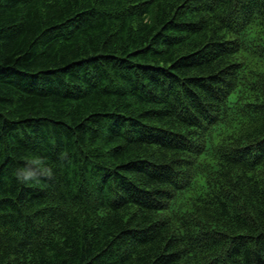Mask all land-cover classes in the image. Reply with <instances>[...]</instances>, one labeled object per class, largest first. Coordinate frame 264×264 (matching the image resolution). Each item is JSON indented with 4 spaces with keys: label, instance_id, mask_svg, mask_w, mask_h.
Returning <instances> with one entry per match:
<instances>
[{
    "label": "trees",
    "instance_id": "16d2710c",
    "mask_svg": "<svg viewBox=\"0 0 264 264\" xmlns=\"http://www.w3.org/2000/svg\"><path fill=\"white\" fill-rule=\"evenodd\" d=\"M0 264H264V0H0Z\"/></svg>",
    "mask_w": 264,
    "mask_h": 264
},
{
    "label": "clouds",
    "instance_id": "9594fccd",
    "mask_svg": "<svg viewBox=\"0 0 264 264\" xmlns=\"http://www.w3.org/2000/svg\"><path fill=\"white\" fill-rule=\"evenodd\" d=\"M33 163H36L35 161ZM17 179L21 183H29V182H35L40 178V175H37L36 171L32 168H29L28 166H25L23 169L18 170L17 173ZM52 171L49 169L47 171V176H51Z\"/></svg>",
    "mask_w": 264,
    "mask_h": 264
}]
</instances>
